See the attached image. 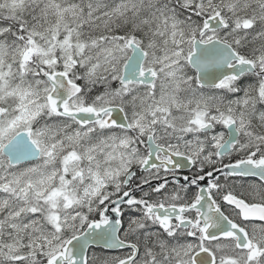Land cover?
Masks as SVG:
<instances>
[{
    "label": "snow or ice",
    "instance_id": "1",
    "mask_svg": "<svg viewBox=\"0 0 264 264\" xmlns=\"http://www.w3.org/2000/svg\"><path fill=\"white\" fill-rule=\"evenodd\" d=\"M0 264H264V0H0Z\"/></svg>",
    "mask_w": 264,
    "mask_h": 264
}]
</instances>
